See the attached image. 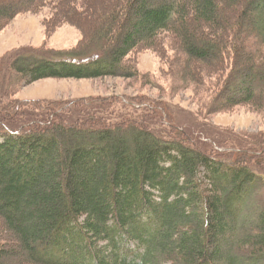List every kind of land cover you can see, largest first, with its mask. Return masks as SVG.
<instances>
[{
    "label": "trees",
    "instance_id": "trees-1",
    "mask_svg": "<svg viewBox=\"0 0 264 264\" xmlns=\"http://www.w3.org/2000/svg\"><path fill=\"white\" fill-rule=\"evenodd\" d=\"M75 1L58 0V13L79 22ZM48 3L0 0V32ZM88 4L96 16L76 47L0 56V226L22 247L0 237V264H264V133L161 130L173 115L146 99L15 97L49 77L143 76L131 54L175 32L185 76L206 82L205 65L222 75L213 113L264 108V0Z\"/></svg>",
    "mask_w": 264,
    "mask_h": 264
},
{
    "label": "rangeland",
    "instance_id": "rangeland-1",
    "mask_svg": "<svg viewBox=\"0 0 264 264\" xmlns=\"http://www.w3.org/2000/svg\"><path fill=\"white\" fill-rule=\"evenodd\" d=\"M57 1L49 0V3L40 11L19 14L3 29L0 32V56L25 46L74 48L81 44L87 37L97 10L94 11L92 4L89 7V0L88 2L76 0L73 5L84 13L80 15L81 19L78 22L58 13ZM102 4L100 6L105 7ZM183 56L178 35L175 32H167L157 44L144 43L129 57L130 63L140 68L143 76L49 77L22 84L15 97L36 101L38 99L44 101L45 105L50 100L119 96L125 103L132 106L129 100L134 99L141 103L143 99H146L147 105L153 102L166 110L169 107V112L173 115L166 116L170 124L155 121L161 130L164 125L167 129L172 128V122L177 121L179 125L193 130L198 140H213L211 136H213V129L216 128L230 129L232 132L253 137L264 133V108L255 103H242L213 113V98L216 92L213 84L219 82L222 75L213 74L211 72L213 67L205 65L203 74L207 81H194L183 72L185 65ZM1 91H5V86ZM4 97L5 95L0 92V107L8 101ZM247 139L252 138L247 137ZM228 148L230 146L223 147V149ZM0 219V221L3 220L1 217ZM12 236L6 237L0 226V237L13 240L12 245L21 249L18 236ZM17 258L21 259L16 253H12L8 259L11 261Z\"/></svg>",
    "mask_w": 264,
    "mask_h": 264
}]
</instances>
